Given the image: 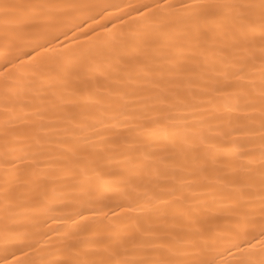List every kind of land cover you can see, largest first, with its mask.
I'll use <instances>...</instances> for the list:
<instances>
[{
  "label": "snow or ice",
  "instance_id": "obj_1",
  "mask_svg": "<svg viewBox=\"0 0 264 264\" xmlns=\"http://www.w3.org/2000/svg\"><path fill=\"white\" fill-rule=\"evenodd\" d=\"M120 7L0 0V264H264V0Z\"/></svg>",
  "mask_w": 264,
  "mask_h": 264
},
{
  "label": "bare ground",
  "instance_id": "obj_2",
  "mask_svg": "<svg viewBox=\"0 0 264 264\" xmlns=\"http://www.w3.org/2000/svg\"><path fill=\"white\" fill-rule=\"evenodd\" d=\"M94 3L120 5V10L109 8L107 12L95 16L87 21L80 29L68 33V39L64 41L72 47H87L99 37L113 34H125L135 31L145 22V18L138 16L131 8L124 5L136 6L141 3H149L150 0H92Z\"/></svg>",
  "mask_w": 264,
  "mask_h": 264
}]
</instances>
